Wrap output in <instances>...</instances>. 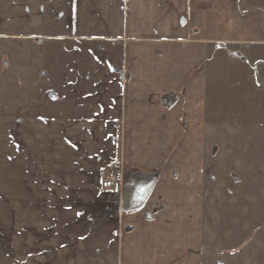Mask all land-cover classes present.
<instances>
[{
	"label": "crops",
	"instance_id": "0c3cea01",
	"mask_svg": "<svg viewBox=\"0 0 264 264\" xmlns=\"http://www.w3.org/2000/svg\"><path fill=\"white\" fill-rule=\"evenodd\" d=\"M0 264H264V0H0Z\"/></svg>",
	"mask_w": 264,
	"mask_h": 264
},
{
	"label": "built area",
	"instance_id": "2783aa9c",
	"mask_svg": "<svg viewBox=\"0 0 264 264\" xmlns=\"http://www.w3.org/2000/svg\"><path fill=\"white\" fill-rule=\"evenodd\" d=\"M100 187L108 191L116 189L123 180V163L116 159L107 164L100 172Z\"/></svg>",
	"mask_w": 264,
	"mask_h": 264
},
{
	"label": "rangeland",
	"instance_id": "374dc122",
	"mask_svg": "<svg viewBox=\"0 0 264 264\" xmlns=\"http://www.w3.org/2000/svg\"><path fill=\"white\" fill-rule=\"evenodd\" d=\"M8 135H14V133L10 132L8 133ZM9 138V137H8ZM10 139V138H9ZM13 151H14V142L12 140H8V143H7V156L5 159V164L2 165V171H4L7 175V177H14L13 174H14V154H13ZM14 180H11V179H8V183L10 182H13ZM54 183L56 185L59 184V181H54Z\"/></svg>",
	"mask_w": 264,
	"mask_h": 264
}]
</instances>
